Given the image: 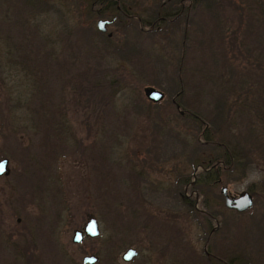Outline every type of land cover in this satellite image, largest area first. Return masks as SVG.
Returning a JSON list of instances; mask_svg holds the SVG:
<instances>
[{
  "label": "rangeland",
  "instance_id": "rangeland-1",
  "mask_svg": "<svg viewBox=\"0 0 264 264\" xmlns=\"http://www.w3.org/2000/svg\"><path fill=\"white\" fill-rule=\"evenodd\" d=\"M82 1L0 0V158L7 160L0 264H80L84 255L96 256L95 264H208L197 258L204 250L221 254L219 264H264L259 153L240 181L221 184L233 195L253 192L242 213L227 212L222 196L216 200L218 184L206 195L191 189L203 155L191 158L183 146L191 136L176 124L165 90L169 77L178 78L169 64L177 62L179 53L170 56L180 41L167 48L161 40L168 26L147 30L130 7L123 23L111 14L87 17ZM221 4L216 13L215 6L197 11L188 25L182 98L204 115L215 99L216 62H235L239 74L226 86L241 77L263 112L257 120L252 109L230 124L232 134L244 136L246 120L256 131L264 125V0ZM111 18L96 31L98 19ZM146 86L163 93L155 106ZM181 198L192 201V211ZM212 209L217 215L208 219ZM88 215L99 235L73 243ZM128 247L137 254L124 262Z\"/></svg>",
  "mask_w": 264,
  "mask_h": 264
},
{
  "label": "trees",
  "instance_id": "trees-1",
  "mask_svg": "<svg viewBox=\"0 0 264 264\" xmlns=\"http://www.w3.org/2000/svg\"><path fill=\"white\" fill-rule=\"evenodd\" d=\"M22 1L28 6V3L31 0ZM221 1L227 0L82 1L85 2L84 8H86L85 13L87 17H101L102 15L111 14L110 17H114V19L123 23L126 20L125 13L128 10V7H130L132 10L130 16L137 18L136 22L139 23L141 27H148L147 30H161L162 24L168 26V30H164V38L161 40L166 43L167 48L173 50L174 48L172 47V44L180 41L179 47H176L178 52L175 54L173 53L170 56L174 59L173 57L179 53L176 62V64H179H174V61L169 64L172 67L169 69V73L170 71L177 72L178 78L169 77V82L165 90L168 95H172V99L174 100V102H172L171 99V102L169 103L172 105L173 110L176 109L175 113L176 118L178 119L176 124L184 128V134L188 133L191 136V142L186 143V141H184L183 146L186 147L187 144L189 147L190 157L192 154V157L198 155L199 158L203 155L202 162L199 161L202 172L190 186L191 189L196 190L198 194L202 195H206L210 192V185L213 186V183H215V186L217 184L220 186L221 184H224L226 177H230L235 181H240L244 175L245 165L250 161H254L258 153L259 158L263 159L264 164V145L261 141L262 137H264V125L261 124L262 129L256 131L257 128L255 129L254 126H251L252 121L248 122V120H246L247 123H245L246 128L244 136L232 134L231 128H229L231 126L230 124L234 125V123H236L235 121H238L242 116L247 118L252 109H254L255 114L257 115V120L263 115L261 108L255 104L252 95H249V86L245 87L244 84H241V77L235 82L233 87L226 86L227 83L229 84L232 77L234 78L239 74L240 69L235 65V62L232 63L230 59H226L225 65L221 67H219L216 62L215 99L212 100V107L203 112L204 115L200 112L203 110L201 106L199 110L189 107L186 101L182 98V85L184 83L182 75L184 76L185 74L183 68V63L185 62L184 49L186 48L185 45L189 39L187 30L188 25L197 11L204 12L210 10V8H212L211 6H215V13L219 9H222ZM83 29L84 31L90 30V23L85 25ZM96 31L98 32L99 30L97 29ZM175 32H177V36L179 37H177V40L174 37ZM246 52H249V50L246 49ZM222 62H225V59H222ZM262 71L264 73V68H262ZM211 94H213V92H211ZM229 97L232 98L230 99ZM148 104L150 106L156 105L149 100ZM191 165L193 166L192 163ZM235 175L239 177L234 178ZM187 179L188 176H186V179L183 182H186ZM247 190L251 195H254L249 189ZM216 198V200L221 201L220 194H218ZM181 200L184 208L192 211V201H187L185 198H181ZM204 203L205 202L203 201L205 209H208L209 205ZM225 210L232 214H237L226 208ZM206 212L208 214H205V216L208 219L217 215L216 210L213 209L210 211L207 210ZM193 218H195V216H193ZM118 239L120 245L125 243L124 239ZM214 254L215 258L210 256L209 260L207 259L208 255L205 252L202 253L203 258H197L201 259L204 263L206 262L210 264V260H212L219 264V258L222 256L216 252ZM228 263H230V260H228Z\"/></svg>",
  "mask_w": 264,
  "mask_h": 264
},
{
  "label": "water",
  "instance_id": "water-1",
  "mask_svg": "<svg viewBox=\"0 0 264 264\" xmlns=\"http://www.w3.org/2000/svg\"><path fill=\"white\" fill-rule=\"evenodd\" d=\"M113 21V18L110 20L107 19H98L95 22V27L103 32L105 30V25L109 24ZM143 94L145 98L151 102H158L163 98V93L160 90H157L151 86H146L143 88ZM172 102L174 100L172 99ZM177 107V105L175 104ZM0 165H2V169H0V175L7 173V160L6 158H0ZM219 193L223 198V205L226 208L234 209L236 211H243L248 209L251 204V196L245 189H241L235 195L227 192V188L225 186H221L219 189ZM82 235L88 237H96L99 235L98 224L96 219L92 215H88L81 230H74L73 235L71 237V241L73 243H79L82 239ZM137 252L134 248L128 247L122 251L120 254V259L124 262L130 261L132 258L136 256ZM97 261V257L94 255H84L80 264H95Z\"/></svg>",
  "mask_w": 264,
  "mask_h": 264
},
{
  "label": "flooded vegetation",
  "instance_id": "flooded-vegetation-1",
  "mask_svg": "<svg viewBox=\"0 0 264 264\" xmlns=\"http://www.w3.org/2000/svg\"><path fill=\"white\" fill-rule=\"evenodd\" d=\"M247 192L250 194V192H249L248 190H247ZM229 193H230V192H229ZM250 196H251V200H252V204H251V206H252V205H253V198H252L253 195L250 194ZM222 204H223V198H222ZM251 206H250V207H251ZM250 207H249V208H250ZM225 208H226V207H225ZM226 209L231 210V211L236 212V213H241V212H242V211L239 212V211H236V210H234V209H229V208H226ZM204 252L208 255V258H207L208 260L210 259V256L213 257V255H211V254L208 253L207 251L204 250Z\"/></svg>",
  "mask_w": 264,
  "mask_h": 264
},
{
  "label": "snow or ice",
  "instance_id": "snow-or-ice-1",
  "mask_svg": "<svg viewBox=\"0 0 264 264\" xmlns=\"http://www.w3.org/2000/svg\"><path fill=\"white\" fill-rule=\"evenodd\" d=\"M2 167H3V166H2V165H0V169H2Z\"/></svg>",
  "mask_w": 264,
  "mask_h": 264
}]
</instances>
